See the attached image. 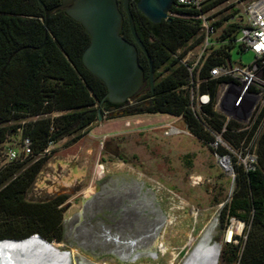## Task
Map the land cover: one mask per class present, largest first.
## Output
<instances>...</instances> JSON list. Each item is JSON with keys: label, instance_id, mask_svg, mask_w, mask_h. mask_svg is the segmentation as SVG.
<instances>
[{"label": "trees", "instance_id": "trees-1", "mask_svg": "<svg viewBox=\"0 0 264 264\" xmlns=\"http://www.w3.org/2000/svg\"><path fill=\"white\" fill-rule=\"evenodd\" d=\"M0 0V158L11 137L29 138L32 154L24 161L0 163V240H22L40 235L44 240L63 241L64 219L60 206L65 198L34 202L27 195L37 176L48 162L47 151L52 144L75 136L81 140L95 122L107 94L105 83L84 65L83 54L91 37L83 25L61 11L49 19L46 39V9L57 7L62 0ZM228 0H214L203 10L209 12ZM139 0H131L137 32L146 45L154 66V85L150 61L140 50V64L146 71V84L132 99L121 105L106 100L105 111L125 106L132 115L170 114L182 117L191 134L206 143L212 136L204 122L190 107L188 91L183 89L190 79L189 66L182 60L205 40L202 20L196 11L175 4L169 19L152 23L138 8ZM121 9L124 11L122 0ZM45 6V7H44ZM239 11L236 10V13ZM229 16L212 24L215 31L223 27L220 44L204 60L201 76L224 64L234 48L238 24H227ZM122 35L134 42L125 14ZM35 48V49H33ZM181 51V54H179ZM205 90V85L201 87ZM214 96L218 88L211 82ZM206 120L221 128L212 109ZM17 122L7 126L8 123ZM249 136H252L249 135ZM236 143L246 134H228ZM220 154H228L220 151ZM258 161L253 170L237 165L235 189L221 213L222 224L235 218L248 226L247 238L238 244H227L223 250L224 264H264V131L258 139Z\"/></svg>", "mask_w": 264, "mask_h": 264}, {"label": "rangeland", "instance_id": "rangeland-1", "mask_svg": "<svg viewBox=\"0 0 264 264\" xmlns=\"http://www.w3.org/2000/svg\"><path fill=\"white\" fill-rule=\"evenodd\" d=\"M249 2L228 0L213 8L207 13L211 25L227 16L226 25L230 24L236 10L244 11ZM222 30L215 31L213 38L218 40ZM199 48L186 59L196 61ZM254 59L252 53L232 51L234 62L250 65ZM172 128L179 132L172 133ZM188 131L181 117L132 115L121 109L105 111L103 120L84 131L81 140H73L79 132L52 144L46 153L48 162L27 199L42 202L66 197L62 208L64 237L61 242H50L54 248L69 252L73 264L80 259L94 264H170L174 259V264H183L217 220L214 242L221 245L219 264H224L225 237L231 229L236 231L237 221L222 224L221 213L231 200L235 181L214 151ZM20 142V136L11 137L4 145V154L11 147L20 149ZM4 161L3 156L0 163ZM104 177V188L96 191ZM104 227L126 237L158 227V240L153 235L147 241L157 243L154 250L158 255L124 263L109 247L97 245Z\"/></svg>", "mask_w": 264, "mask_h": 264}, {"label": "built area", "instance_id": "built-area-1", "mask_svg": "<svg viewBox=\"0 0 264 264\" xmlns=\"http://www.w3.org/2000/svg\"><path fill=\"white\" fill-rule=\"evenodd\" d=\"M212 1L214 0H176L177 5L200 13L197 18L202 20V31L205 33L197 60L191 62L186 59L193 50L182 60L183 64L191 63L188 68L190 79L183 89L188 91L191 109L201 118L205 130L212 136V140L205 144L214 151L218 162L231 173L235 181L234 160L247 171L253 170L258 161V139L264 131V0H250L244 11L233 15L230 24H238L240 27L235 33L230 58L224 64L212 67L209 75L202 78L200 68L205 58L220 44H229V41L220 42L213 38L215 30L207 14L213 9L203 12ZM235 49H238L240 54L252 53L255 57L253 63L244 65L242 62H234L232 51ZM211 82H215L218 88L216 96L209 89ZM202 85H205V90L201 88ZM121 109H125V106L115 110ZM208 109H212L216 114L218 122L222 123L221 128H216V124L206 120L209 117ZM177 131L179 132L172 128L171 132ZM188 133H191L190 130ZM230 133L246 134V137L236 143L227 139L226 136ZM251 134L252 136H249ZM20 145V149H7L2 166L30 157L31 140L22 138ZM220 151H226L228 154L222 155ZM233 220L237 221V229L235 231L233 228L230 233L227 232L226 244H238L239 238H247L246 232L243 235L244 229L247 228L246 223L235 218L231 219Z\"/></svg>", "mask_w": 264, "mask_h": 264}, {"label": "water", "instance_id": "water-1", "mask_svg": "<svg viewBox=\"0 0 264 264\" xmlns=\"http://www.w3.org/2000/svg\"><path fill=\"white\" fill-rule=\"evenodd\" d=\"M43 4V2L40 0ZM62 0L57 7L46 9V39L48 37L49 19L56 13L64 11L77 22L81 23L91 37V42L83 54L85 67L106 87L107 94L100 104L99 121L103 120L102 106L106 100L121 105L136 96L146 84V71L140 64V50L148 57L151 69V81L154 85V66L148 49L141 40L135 25L131 9V0ZM176 0H139L138 10L152 23L160 24L169 19ZM125 14L128 17L134 42L122 35L125 25ZM35 49V48H33ZM40 243L54 254L60 252L54 244L44 240L40 235L26 239L0 240V264H36L35 259L48 256L41 254L33 244ZM42 262V263H43Z\"/></svg>", "mask_w": 264, "mask_h": 264}, {"label": "bare ground", "instance_id": "bare-ground-1", "mask_svg": "<svg viewBox=\"0 0 264 264\" xmlns=\"http://www.w3.org/2000/svg\"><path fill=\"white\" fill-rule=\"evenodd\" d=\"M100 179V182L97 183V190L101 192L104 186V179ZM95 193V191H92ZM92 193V194H93ZM95 195V194H93ZM92 200V199H91ZM86 209V208H85ZM86 211V210H85ZM84 213V212H83ZM79 214V213H78ZM195 215H197L195 213ZM78 225V224H77ZM103 225V224H102ZM158 227H155L152 230L147 231V233H139L137 237L124 236L123 234H114L113 230L108 227H104L102 231L103 235L98 238L97 245H103L109 247L110 250L118 256L124 263L130 260H136L141 256L148 255H158L157 251L154 250L156 242H147L150 238L155 236L154 240H158L159 232ZM217 231V220H215L200 240L199 244L195 250L186 258L183 264H219L221 245L214 242V237ZM231 231H229L230 233ZM78 233V232H77ZM72 234H75V227H73ZM78 236V235H77ZM73 237V236H72ZM69 238V237H68ZM101 240V242H100ZM90 243V242H89ZM92 244V243H91ZM35 247H38L42 253H46L48 256L46 262H43V258H36V264H73V258L67 257L64 254L52 253L49 248L42 246L40 243L33 244ZM163 252L167 253L168 249L165 245L162 246ZM61 252V251H60ZM43 262V263H42ZM106 262V261H105ZM175 260L173 259L170 264H174ZM77 264H94L92 261L86 259H80L77 261ZM106 264H111L108 261Z\"/></svg>", "mask_w": 264, "mask_h": 264}, {"label": "flooded vegetation", "instance_id": "flooded-vegetation-1", "mask_svg": "<svg viewBox=\"0 0 264 264\" xmlns=\"http://www.w3.org/2000/svg\"><path fill=\"white\" fill-rule=\"evenodd\" d=\"M58 199V198H57ZM67 200H65V202L60 206V208L62 209L64 207V204L66 203Z\"/></svg>", "mask_w": 264, "mask_h": 264}]
</instances>
